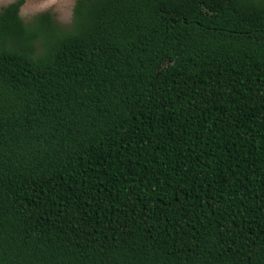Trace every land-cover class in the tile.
I'll use <instances>...</instances> for the list:
<instances>
[{
	"label": "trees",
	"instance_id": "trees-1",
	"mask_svg": "<svg viewBox=\"0 0 264 264\" xmlns=\"http://www.w3.org/2000/svg\"><path fill=\"white\" fill-rule=\"evenodd\" d=\"M0 11V264H264V0Z\"/></svg>",
	"mask_w": 264,
	"mask_h": 264
},
{
	"label": "rangeland",
	"instance_id": "rangeland-1",
	"mask_svg": "<svg viewBox=\"0 0 264 264\" xmlns=\"http://www.w3.org/2000/svg\"><path fill=\"white\" fill-rule=\"evenodd\" d=\"M15 1L17 0H0V11ZM75 2L76 0H25L21 16L29 24L38 14L50 12L59 24L68 28L72 24Z\"/></svg>",
	"mask_w": 264,
	"mask_h": 264
}]
</instances>
